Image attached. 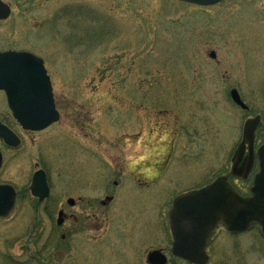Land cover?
Returning <instances> with one entry per match:
<instances>
[{"label":"rangeland","instance_id":"obj_1","mask_svg":"<svg viewBox=\"0 0 264 264\" xmlns=\"http://www.w3.org/2000/svg\"><path fill=\"white\" fill-rule=\"evenodd\" d=\"M2 1L12 15L0 22V51L44 60L61 119L46 131L26 132L13 125L0 94V120L22 139L17 150L0 140V183L21 192L45 170L53 207L69 196L93 203L117 181V200L100 218L113 219V226L124 218L119 224L129 239H139L134 248L146 240L145 253L164 244L150 222L167 219L174 196L230 170L248 117L262 116L256 148L264 144V0L206 8L175 0ZM232 89L250 112L232 103ZM232 183L248 194L251 181ZM86 187L101 189L97 195L63 190ZM30 198L24 193L14 213L0 220V264H39L31 251L43 252L54 235L57 216L41 217L42 238L30 248ZM88 239L74 234L70 252L53 246L42 260L82 264ZM210 252L211 264H264V237L258 227L238 236L222 229Z\"/></svg>","mask_w":264,"mask_h":264},{"label":"water","instance_id":"obj_2","mask_svg":"<svg viewBox=\"0 0 264 264\" xmlns=\"http://www.w3.org/2000/svg\"><path fill=\"white\" fill-rule=\"evenodd\" d=\"M202 7L216 5L225 0H177ZM11 16V8L0 0V21ZM215 58V54H211ZM0 91L7 97L13 118L25 131L40 132L59 122L51 79L42 59L28 52H0ZM236 105L246 110L237 91L231 92ZM260 127V117L248 119L243 127V140L232 158L231 172L219 177L207 187L176 198L169 212L173 237L174 256L192 264H207V249L220 228L234 235L249 231L259 225L264 235V145L254 151L255 134ZM0 139L10 148L21 142L18 136L0 122ZM248 155L245 157L246 150ZM260 162V172L255 175L248 197L240 196L229 182L230 177L248 179L255 158ZM3 156L0 152V169ZM31 193L40 202L49 194L47 175L37 171L32 179ZM17 200L15 189L0 185V218L12 213ZM151 264H166L159 252L149 255Z\"/></svg>","mask_w":264,"mask_h":264},{"label":"flooded vegetation","instance_id":"obj_3","mask_svg":"<svg viewBox=\"0 0 264 264\" xmlns=\"http://www.w3.org/2000/svg\"><path fill=\"white\" fill-rule=\"evenodd\" d=\"M44 67L46 69L45 62H44ZM234 90L239 93L237 89H232L230 91V95H231V92ZM0 94L4 96L6 105H7V99H6L5 93L0 91ZM246 106H247V109L245 110V112H250L249 106L248 105ZM6 111H8L9 114H11V111L9 110L8 105H7ZM257 116L260 117V127L256 134L255 146H256V141L258 138L259 131L262 128V116L258 114V115L247 118L249 119V118H254ZM11 119H12L14 126L20 127V125L16 121H14L12 117ZM2 123L7 125L12 131H14L12 128V125L6 123L5 121H2ZM30 133H40V132H30ZM16 135L20 139V142H21L20 146H21L22 139L17 133ZM19 147L13 148L12 150H17L19 149ZM255 150H257L256 147H255ZM247 155H248V149L246 150L245 157ZM2 156H3V163H2L1 168H3V164H4L3 153H2ZM256 164H258L257 159H255L254 161L253 171L250 177L245 182L249 181L251 178L252 180L254 179L255 174H257L258 172V171L255 172ZM228 173L229 171L225 173L224 175H228ZM46 175H47L48 185H49L48 186L49 194H48V197L42 202H40L38 198L32 195L30 186L20 192L19 190H17L15 186L12 185L17 195L16 204H15L12 214L16 210L19 204V201L22 200L24 193L29 192L31 195V198H30L32 201L31 206L35 213V217L32 222L30 233L28 236V243L30 245V248H32L33 243H38L39 240H41L42 238L41 237V233H42L41 226H42L43 220L41 217L47 216V218H49L51 221H54L55 215L57 216V219L55 220L56 225H53L54 235L52 237H49L48 240L44 241L43 252L40 249L37 252L35 250L31 251L30 257L33 262H37L39 264H47L46 262L44 263L42 260V258H44L45 260V255H43L44 252L47 253L51 249V247L54 246L55 252H61V253L66 254L67 252H70L72 250L73 246H72L71 239L74 234L76 235L88 234L90 236V239H88L87 242L91 244V247L88 250L89 252V254H87L88 257L83 259L82 264H151L149 261V255L153 252H159L160 254H162L166 258V264H180V263L191 264L187 261H184L182 259L175 257L172 253L173 237L171 234V229H170V224H169V212L172 207L173 201L177 196H174L170 203V208L166 214L167 219L165 221L163 220L162 216H159V218L156 221L150 222V225L152 227L155 226L161 235L162 234L165 235L164 244H160V246L154 248L153 250L144 253L142 249L144 247V244L146 243V240H144V243H141V245L137 249H135L134 246L137 244V240L139 239L137 240L129 239V236H128L129 230L125 229V224H119L125 221L124 218L122 219L120 218L119 220H117L116 221L117 224H114V226L111 225V222L113 221V219L100 218L101 216L109 215L111 211V206L117 200V196H115L117 192L116 190L119 188V184L117 181L113 182L112 187L107 186L109 191L105 192V197L101 199L96 198L95 202L93 203L84 204L83 199L81 197L73 198L69 196L68 198L65 197L66 204L60 203V205H57V206L53 205V207H50V201L52 200L53 193H52V187L50 186L49 176L47 172H46ZM117 177L122 178L120 175H117ZM232 180L244 181L241 178L231 177L229 181L232 185H233ZM0 184H3V183H0ZM233 186L235 187L237 191L241 193V191L238 189L239 188L238 186H235V185ZM100 189L101 188L99 187H91V188L86 187V188H80V189L75 188L71 190H68V189H63V190L65 191V194L66 192L71 193L70 191H75L79 194H96L97 195L99 194ZM190 191H187V192H190ZM85 209L89 210L90 213H85L84 212ZM73 210L76 212H73ZM123 217H124V214H123ZM135 226L140 227L141 225L137 224ZM220 230L222 229H219L216 232V235H214L208 247V250H207V253L209 255L208 264H211V259H212L211 252H210L211 245L216 239L217 234ZM57 234L60 237V239L57 240L58 241L57 245H55V243L51 245L50 242L56 239L55 236H57ZM85 244L88 245L87 243ZM100 251H101V254L99 255Z\"/></svg>","mask_w":264,"mask_h":264}]
</instances>
